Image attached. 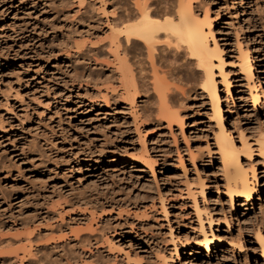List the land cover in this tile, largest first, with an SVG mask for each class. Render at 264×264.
Returning a JSON list of instances; mask_svg holds the SVG:
<instances>
[{"label": "rangeland", "instance_id": "rangeland-1", "mask_svg": "<svg viewBox=\"0 0 264 264\" xmlns=\"http://www.w3.org/2000/svg\"><path fill=\"white\" fill-rule=\"evenodd\" d=\"M196 2L207 8L223 50L228 92L217 72L215 79L224 131L236 147L254 146L264 132V0ZM111 12V0H0V264H13V249L23 256L14 264H96L92 253L102 264H264L261 157L241 154L254 167L255 191L250 201H231L210 99L170 80L156 62L158 75L177 88L172 110L180 122L159 117L155 91L128 100L118 83ZM139 45L127 55L132 74L133 61L146 58ZM239 48L248 49L252 81L236 67ZM197 185L203 193L194 205L186 191ZM75 231L99 243L80 249ZM203 232L215 238L212 251L199 247ZM54 242L65 245L51 248Z\"/></svg>", "mask_w": 264, "mask_h": 264}, {"label": "bare ground", "instance_id": "bare-ground-1", "mask_svg": "<svg viewBox=\"0 0 264 264\" xmlns=\"http://www.w3.org/2000/svg\"><path fill=\"white\" fill-rule=\"evenodd\" d=\"M198 4L199 3L196 2V0H111L112 18L110 20L111 21V24H110L111 33L110 34L112 35V41H113V43H111V44H113V46H114L113 47V51H114L113 53L117 54V55L114 54L115 55V61L117 62V64L119 63L118 64L119 66L118 67L116 66L117 70H118L117 76H119V79L117 78L118 83L122 89L121 93L126 95L125 97L128 98V100H130L132 103L134 102L135 97L138 95V92L139 93L141 92L143 95H146L145 97H147V94L149 93L150 90L152 93H154L153 91H155L157 93L156 99L158 100V102H157L158 106L156 105L155 107L157 108L158 115H159V117L164 118V120L167 121V123L169 125H171L175 121L180 122L179 116L177 114L178 112L176 113L172 110V106L176 103V101L174 99L175 98L174 92H176V91H174V90L177 88L174 87L175 85L173 86L172 84H170L167 77H163V76L160 77L158 75L159 69L156 67V62L159 65H164V66L168 67L167 72L169 73L170 80H177V81L180 80L182 82L185 81L186 86L188 84V88L190 91H192L193 95L198 94L199 92L202 95L205 93V95H207L208 99H210V101H211V105L213 108V117L215 118V119L214 118L213 119L216 120L215 122H217V126L219 124V127H218L219 130H218V133H216V137H215V143H216L215 149H217L219 159H220L221 164L224 168V170H223L224 171V175H223L224 176L223 177L224 178L223 179L224 180V193H225V195H227L231 199V201L234 198H243L244 201H250V200H252V197H253V194L255 191L254 186H253V181H252L253 179H256L255 178L256 177L255 176V170H254V167L251 165L252 163L249 164V166L251 165V167H249V168L242 164L241 154L244 153V156L246 155L248 157L253 155V154L258 155L259 157H261V159L263 161L262 163L264 164V132L262 130L261 131L258 130V133H256L257 134L256 138L251 142V144H253L254 146H251L250 144L244 143L242 146H239V148L233 144L230 136L227 133H225L224 128L222 126L223 116H222V110L220 109V97H219V93H218L219 92V88H218L219 84L217 83V81L215 79L216 72H217V75H219L221 77L220 78V83H221L220 85L225 86L227 92H228V89L230 86L229 78L227 76V73L224 70L225 62H224L223 56H222L223 50L218 45V43L216 42V40L214 38V33L212 31V28H211L212 22H211L210 17L208 16L209 12H208L206 7L203 8V11H201L200 9H202V8H199ZM201 12H203L202 16L200 15ZM160 41L165 43L167 47H166V49H164V48L161 50L159 49V52H158L157 49L159 48L158 45L160 44ZM135 42H139L141 47L143 49H145V53H146L145 57L146 58L144 60L142 57H137L136 60L133 61V64H131V65L135 66V69H137V70H136V73L132 74V69H131L132 66H130V64H129L130 62L128 61L127 55L129 53H131V46L133 43L135 44ZM114 49H116V50H114ZM156 50L158 52L157 57L155 54ZM116 51H121L122 52L121 54H123V57L121 56V54H119L120 55V57H119L118 56L119 52L116 53ZM110 52H111V50H110ZM180 55H181L182 59L180 58ZM129 59H130V57H129ZM131 60H133V59H131ZM251 61L252 60L248 54V49L247 48L246 49L245 48H239L236 67H238L239 74L245 75L246 78H248L249 80L252 81V79L254 78L253 77L254 76V68H253V64ZM146 62H148L147 65H145ZM146 66H147V68H146ZM148 72H149V75H148L149 79L147 78ZM162 72H163V70H162ZM134 75H135V77H134ZM150 76H151V78H150ZM138 87H139V90H138ZM256 88L257 87H255L254 85H251V88H250V95L255 102L258 99ZM117 97H118V95H117ZM145 161L151 162L152 160L149 161V159H146ZM189 185L191 186L192 184H189ZM190 186H189V188L187 186L186 193L194 198V205H197L195 197H196V194L203 193V189L200 188L202 186L197 185L199 187L197 189L193 188V187H195L194 185H193V187H190ZM86 206H87V204H86ZM92 207H93V205H92ZM161 207L163 209V212H165L164 205L162 203H161ZM195 211H197L196 207H195ZM200 211H201V209H200ZM200 211L198 210L197 213L199 214ZM198 217L199 216H197V218ZM89 227H87V228H89ZM101 227H103V226H101ZM99 228H100V226H99ZM91 229H93V228H91ZM91 229H90V232L94 231ZM101 229L102 228H100L98 230L101 231ZM201 229H202V227H201ZM201 231H203V230H201ZM75 232L73 233L74 236H78V232H76V233ZM48 233L50 234L51 232H48ZM88 233H89V231H88ZM40 234H42V233H40ZM47 234H46V236H47ZM87 235L86 236H84V235L78 236V240L76 242L78 243V246H79V243L82 244L80 249L83 248V245L85 247L86 246L87 247L88 246L89 247L95 246L94 244H96L97 240L95 239L96 241H94V240L92 241V239H90V237H89L90 235L89 236H87ZM210 237H208L206 235V232H203L202 238H201V240H199V247L204 248L207 252L212 251V245H215V242H214L215 238L213 236H210ZM106 238H104V239H106ZM51 239L53 240L54 238H50L49 241ZM107 239H106V242L108 244H110V248H112L111 241H109ZM45 240H47V238L44 239V241ZM25 241L29 242L30 239L29 240L25 239L24 242ZM47 241H45V244H47L46 243ZM5 242L6 243L8 242L7 239L5 240ZM67 242L69 243V239ZM40 243H39V245H41ZM64 243H65V241H64ZM64 243L58 244V243L54 242V244H53L54 246H51L50 244L49 245L51 246V248L55 247V246L57 248V246H63ZM98 243L99 242H97V244ZM10 244H7V245H10ZM260 244H261V246H260L261 247V255H262V258L264 259V238H261ZM72 245H68V246H71V248H72ZM4 246H6V245L3 244L1 248H3ZM21 246L22 247L19 248V249H22V250H20V252L21 251H27V250H25L26 246H24V247H23V245H21ZM43 246L44 245H42V247ZM64 247H66V246H64ZM60 248H63V247H60ZM19 249H15V251L19 250ZM37 249H38V247H37ZM85 249H87V248H85ZM104 249H107V248H104ZM53 250H54V248H53ZM107 250L109 251V249H107ZM35 251L37 254L38 250L35 249ZM12 252L14 253L13 255H16V256L11 257L9 259L10 262L12 261L13 264L16 263V261H17L16 258H18L19 260L22 261V259H23L22 255H19V257L22 256L19 258L18 254H15L16 252H14V249L12 250ZM40 252H39V255H40ZM178 253H179V247L175 246L173 248V254L175 256H177ZM33 254H34V252H33ZM97 254H99V253H97ZM97 254L92 253L91 256L95 259L94 262L96 264H102V263H100V260L97 259L98 258V257H96ZM2 255H5V254H2ZM69 255H70V253H69ZM8 256H9V254H8ZM45 257H48V256H45ZM0 258H1V256H0ZM93 258L91 260H93ZM40 259H37V260H40ZM50 259H51V257H50ZM67 259H70L69 256ZM4 260H6V259H4ZM141 260L142 259H140V261L139 260H137V261L140 263ZM150 260H152V259H150ZM162 260H163V258H162ZM71 261H72V259H71ZM37 262H39V261H37ZM47 262H48V260H47ZM56 262H58V261H56ZM65 262H68V261L66 260ZM65 262H63V263L65 264ZM104 262H106V261H104ZM104 262H103V264H104ZM138 262L136 264H139ZM90 263H93V262H90ZM155 263H156V261H155ZM66 264H70V260ZM88 264H89V262H88Z\"/></svg>", "mask_w": 264, "mask_h": 264}]
</instances>
